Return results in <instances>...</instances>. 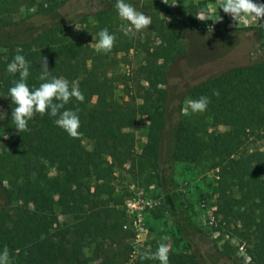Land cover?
Instances as JSON below:
<instances>
[{"label": "trees", "instance_id": "1", "mask_svg": "<svg viewBox=\"0 0 264 264\" xmlns=\"http://www.w3.org/2000/svg\"><path fill=\"white\" fill-rule=\"evenodd\" d=\"M6 1L36 6L40 14H55L69 0ZM93 1L99 8L95 30L99 33L107 28L116 36L110 52L130 49L131 38L101 16L106 13V0ZM176 40L177 33H170L166 46L154 48L138 68L146 85L140 86L141 102L137 103L133 98H116L113 79L107 73L112 59L78 37L63 35L54 27L26 40L0 35V47L6 48L0 52V103L6 114L2 126L12 137L9 150L0 151V250L8 247L11 264H159L155 259H142L140 252L149 251L142 247L132 258L135 249L123 242L124 212L116 207L122 200L114 194L112 182L115 167L130 158L134 147V134L126 127L142 113L150 115L143 153L158 171L157 183L177 232L181 235L185 229L179 222L185 208L168 169L175 161L207 158L237 188L225 204L247 224L246 231L252 236L250 263L264 264V150H244L247 139L264 137V58L225 68L209 69L207 63L203 70H209L201 78L194 71L184 75L183 95L169 94L165 85L172 64L167 62L175 59L171 52ZM17 47L30 64L26 81L30 88L42 83L38 79L42 57H47L52 76L79 82L84 101L73 98L65 105L79 109L77 138L70 137L47 113H36L28 122V131L15 130L11 117L15 105L8 90L19 74H10L7 65ZM213 90H219V96ZM200 96L210 98L206 110L211 124L224 119L228 130L204 136L189 122L182 113V100ZM84 139L92 140L96 149H88ZM50 164L56 169L54 176L48 174ZM57 209L66 220L54 216ZM93 244L94 254L96 250L101 253L94 258L85 253ZM194 257V253L173 254L169 261L198 264L190 260Z\"/></svg>", "mask_w": 264, "mask_h": 264}, {"label": "rangeland", "instance_id": "2", "mask_svg": "<svg viewBox=\"0 0 264 264\" xmlns=\"http://www.w3.org/2000/svg\"><path fill=\"white\" fill-rule=\"evenodd\" d=\"M126 2L150 16L152 23L131 37L130 49L108 52L112 64L107 73L113 79L114 94L118 100L133 98L135 102H141L140 86L146 85V82L137 70L150 57L149 53L154 48L166 46L172 32L177 33V40L176 49L171 52L175 59L167 62L168 65L172 64L165 85L169 94L183 95L186 83L184 75L188 71H194V75L201 78L205 71L214 67L244 65L264 58V19L257 21L248 17L236 23L230 15L217 7V0ZM254 2L264 3V0ZM97 4L93 0H69L55 14H40L37 13L36 6L11 5L9 1L0 0V20L5 24L0 27V35L9 36L12 40H26L43 29L54 27L63 35L80 38L95 50L99 39L94 28L99 10ZM115 5L116 0H106V13L101 16L120 30L121 25L128 22L119 17ZM200 16L207 17V20L198 19ZM218 17H222V20H216ZM207 24L211 27H207ZM259 26L262 27L261 30L257 29ZM0 52H6V48L0 47ZM207 63H210L209 69L203 70ZM189 100L191 99L182 100L183 114ZM0 109L4 111L2 103ZM185 116L204 136L211 131L229 129L224 119L212 125L207 110L192 113L189 109V114ZM2 119L0 117V151L9 150L12 139L2 126ZM149 123L150 115L142 113L133 124L126 127V131L134 134V147L130 158L115 167L112 178L114 194L122 200L116 207L124 212L123 224H127L126 228L122 225V230L126 232L123 242L135 249L132 251V258L140 247L154 253L160 243H166L171 247L169 255L189 256L194 253L195 257L190 260H196L198 264H251L248 248L251 247L252 236L246 231L247 224L244 225L225 204L226 200L237 194V188L231 184L232 181L221 176L219 167H211L207 158L195 162L175 161L168 169L185 208L179 217V222L185 229L181 231V235L177 232L174 218L164 205L162 188L157 183L158 171L143 153ZM83 144L88 149L97 147L89 139H84ZM255 149L264 150V137H251L245 141L244 150ZM163 165L168 166L166 163ZM48 174H57L54 165H49ZM4 184L8 185L6 182ZM137 194L149 203L140 202V207H121L127 201L137 199ZM54 216L59 221L66 220L59 209ZM189 221L190 225H187ZM118 247L121 249L122 244ZM94 250L93 244L85 248V253L92 258L101 255L100 250H96L95 254ZM169 264L180 263L174 260L169 261Z\"/></svg>", "mask_w": 264, "mask_h": 264}, {"label": "clouds", "instance_id": "3", "mask_svg": "<svg viewBox=\"0 0 264 264\" xmlns=\"http://www.w3.org/2000/svg\"><path fill=\"white\" fill-rule=\"evenodd\" d=\"M167 3L166 0H163ZM116 8L119 17L127 21L128 24L121 25V31L125 36L134 37L136 33L148 28L151 23V17L138 11L132 4L126 0H116ZM217 7L224 13L231 16L236 23L244 18L251 17L257 21L264 19V3H257L254 0H217ZM200 20H207V17H197ZM216 20H222L218 17ZM98 42L95 44L97 53H108L114 47L116 36L110 33L107 28H103L98 33ZM16 55L7 65V71L10 74H19V79L13 81V86L8 90L9 97L15 107L12 110L11 117L15 124V130L19 132L28 131V122L36 113L41 115L49 114L55 117V124L65 130L72 138L80 135L79 109H66L65 105L71 99L79 102L84 101V95L79 87L78 81L69 82L63 77L52 76L47 57H42V71L38 77L42 83L38 87L30 88L27 84V78L30 75V64L22 55L23 49L16 48ZM219 90H213V95L219 96ZM210 103L208 96H200L198 99L189 100L184 114L204 112ZM5 112L0 109V117L5 118ZM5 138L7 136L5 135ZM170 245L160 243L154 253L147 250L140 252L142 259H155L159 264H169ZM0 264H11L9 249L4 246L0 250Z\"/></svg>", "mask_w": 264, "mask_h": 264}, {"label": "built area", "instance_id": "4", "mask_svg": "<svg viewBox=\"0 0 264 264\" xmlns=\"http://www.w3.org/2000/svg\"><path fill=\"white\" fill-rule=\"evenodd\" d=\"M207 27H211V25L207 24ZM141 193V192H140ZM140 202H145V200L141 199L140 198V194H137V199H133V200H130V201H127L125 205H121L122 208H124L125 206L126 207H140L139 203ZM145 203H149V202H145ZM139 221H140V218H138V224H139ZM123 227L126 228L127 227V224L124 223L123 224Z\"/></svg>", "mask_w": 264, "mask_h": 264}]
</instances>
